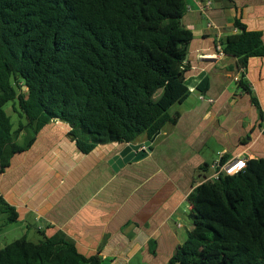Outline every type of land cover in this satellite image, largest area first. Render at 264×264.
Masks as SVG:
<instances>
[{
	"label": "trees",
	"instance_id": "16d2710c",
	"mask_svg": "<svg viewBox=\"0 0 264 264\" xmlns=\"http://www.w3.org/2000/svg\"><path fill=\"white\" fill-rule=\"evenodd\" d=\"M185 9V0H0V173L51 119L69 123L85 153L174 124L168 110L189 94ZM234 25L239 32L219 42L244 66L264 54V41L239 20ZM14 99L25 117L16 128L3 109ZM187 200L191 228L169 264H264V158L205 179ZM0 211L8 223L17 220L2 196ZM0 264L103 262L57 233L11 241L0 248Z\"/></svg>",
	"mask_w": 264,
	"mask_h": 264
},
{
	"label": "crops",
	"instance_id": "0c3cea01",
	"mask_svg": "<svg viewBox=\"0 0 264 264\" xmlns=\"http://www.w3.org/2000/svg\"><path fill=\"white\" fill-rule=\"evenodd\" d=\"M185 1L189 94L168 110L176 122L159 130L146 157L114 169L121 142L85 153L70 124L51 119L0 173V196L17 222L28 229L34 221L43 239L62 233L103 264H169L191 228L187 197L213 174V156L264 158V54L244 66L213 56L220 38L239 32L235 20L264 41V0Z\"/></svg>",
	"mask_w": 264,
	"mask_h": 264
},
{
	"label": "rangeland",
	"instance_id": "374dc122",
	"mask_svg": "<svg viewBox=\"0 0 264 264\" xmlns=\"http://www.w3.org/2000/svg\"><path fill=\"white\" fill-rule=\"evenodd\" d=\"M3 109L11 117L13 128H16L19 122L25 123V117L21 113L17 99L6 102ZM23 140L24 135L20 134L17 139L18 143H23ZM215 156H213V159L216 160L218 158V153L215 154ZM212 172L213 170L210 169L208 175H211ZM7 215V213L0 211V248L23 236L33 242H39L43 239V236L36 229V224H33L34 221H31L32 225H29L27 229L23 223L17 221L8 223ZM186 220H188V218ZM132 263L138 264L137 259L135 258Z\"/></svg>",
	"mask_w": 264,
	"mask_h": 264
},
{
	"label": "water",
	"instance_id": "95a60500",
	"mask_svg": "<svg viewBox=\"0 0 264 264\" xmlns=\"http://www.w3.org/2000/svg\"><path fill=\"white\" fill-rule=\"evenodd\" d=\"M188 49V48H187ZM186 60V58H185ZM25 88V86H23ZM157 131L151 138L144 141L134 140L130 142H121L120 149L110 159V163L114 169L122 167L125 163L135 162L147 156L150 153V145L158 135Z\"/></svg>",
	"mask_w": 264,
	"mask_h": 264
},
{
	"label": "built area",
	"instance_id": "2783aa9c",
	"mask_svg": "<svg viewBox=\"0 0 264 264\" xmlns=\"http://www.w3.org/2000/svg\"><path fill=\"white\" fill-rule=\"evenodd\" d=\"M216 52L213 54L214 57H217V55L222 54V47L220 42L218 41L216 46ZM239 77H236L235 80L239 81ZM221 153L218 154L219 159H217L215 162H213L212 167L214 168V172L211 175L212 179H218L221 174L226 175H234L245 168L246 166V157L244 156H237L234 158H231L229 160H226L224 162H221Z\"/></svg>",
	"mask_w": 264,
	"mask_h": 264
}]
</instances>
